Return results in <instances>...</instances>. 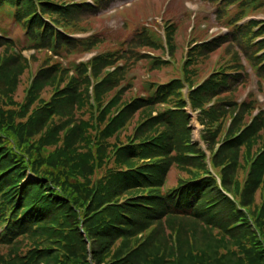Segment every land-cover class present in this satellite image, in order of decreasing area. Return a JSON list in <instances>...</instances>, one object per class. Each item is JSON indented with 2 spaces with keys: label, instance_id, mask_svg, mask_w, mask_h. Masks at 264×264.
<instances>
[{
  "label": "rangeland",
  "instance_id": "rangeland-1",
  "mask_svg": "<svg viewBox=\"0 0 264 264\" xmlns=\"http://www.w3.org/2000/svg\"><path fill=\"white\" fill-rule=\"evenodd\" d=\"M51 1L61 2V0ZM94 1L66 0L69 3ZM250 19L264 20V0L252 2L251 0H105L99 12L86 14L79 20L77 29H81L82 32H77L74 37L82 40L97 38L96 46L85 54L83 52L85 48L80 45L75 49L65 48L53 52L41 47L39 50L31 49L39 42L32 35L33 40L30 39L28 36L30 34H26L25 30L15 22L8 8L3 7L0 9V36L3 33L13 39L15 49L9 48L7 51L9 54H21L27 62V67L18 65L15 71L7 67L1 68L0 90L6 88L9 82L8 73L17 75L10 81L9 99H1L0 108L9 110V113L17 118L16 121L26 120L22 126L27 129L29 143L38 144L35 146V152L39 153L43 160L48 158L51 164V167H47L48 179L53 177L51 174H56L63 167L66 169L69 164L77 161L76 153L88 151L89 155L93 156V153L96 155L94 160H91L93 166L87 174L93 182L101 181L109 169L116 166L110 156L116 146L138 143L137 141L144 140L146 136H156L159 131L167 132L166 126L155 120L152 124L157 125L156 130L152 129L150 134L147 132L143 136H138V139L137 132L149 123V117L157 116L165 109L176 112L175 115H179L178 117L185 113L187 119L181 123L186 121V130L181 132L180 136L183 142L190 141L193 144L197 152L196 157L192 158L197 160L190 164L179 163L176 159L179 157L178 152L174 150L167 157L155 158L159 159L158 161H166L167 164L166 175L160 187L166 192L177 187L181 181L190 179L194 173H202L205 169L217 178L221 187V180L217 177L218 170L220 171V168L226 164L231 166L233 164L228 173V189L230 192H237L236 204L244 207V209L238 208L241 211L243 209L250 225L248 228L254 232V226L264 218L260 213L264 202V164L258 186L247 191L245 196L244 193L242 195V191L244 183L250 180L252 168L256 167L255 160L264 152V68L260 69L259 63L254 65L253 52L250 53L253 50L252 46L247 49L244 45L241 46L238 42L240 36L231 39V33H235ZM238 21L239 26H234L233 23ZM226 33L230 35L226 36ZM220 35L230 41L228 39L227 42L216 41L221 37ZM255 35L258 33H252V36ZM96 56H105L108 59L105 60V65L98 66L101 69L94 75L95 77L90 70L91 84L87 87L92 106L86 104V99H80L82 94H86L85 84L78 88L77 99L74 96V85L67 90V87H63L64 82L56 81V84L50 87L46 86L48 84L44 78L40 79L42 82L39 81L41 85L34 79L38 71H44L45 74V69L52 65L60 64L62 67L72 68L75 64L85 63ZM2 65L3 63H0V66ZM71 73L73 70L65 76V83L70 81ZM107 74L113 76L99 96L102 98L101 103L103 107H108L115 98L119 103L111 104L110 111H106L105 116L97 118L98 116L95 115L99 113V103L95 99V86ZM228 75L233 78L225 79ZM58 76L60 75L57 74L56 77ZM208 79L225 80L224 91L207 101L205 94H201L194 101L193 107L189 97L192 89H198ZM164 84L179 87L178 93L170 96L167 103L145 107L144 110L139 109L132 113L126 111L125 120L118 122L119 118H117L114 123L111 121L114 117H118L125 106L133 104L139 97L151 95L159 85ZM62 88L63 93H61ZM54 89L62 95L54 100L59 102L57 110L52 111L53 113L51 112L47 117L44 112L54 103ZM71 96L76 98L71 101L72 104L71 102L61 104ZM44 106L48 107L45 109ZM202 107L205 110H212L211 114L215 113L213 115L215 118L208 117L210 114L207 115V112L202 111ZM232 118L237 119L234 127H232ZM106 125L110 129L105 132V139L94 148L93 144L99 143L95 129L101 131ZM87 131L92 135L91 138L84 137ZM112 133L117 138L109 137ZM67 134L70 136L65 139ZM227 139H230L234 146L229 151L222 152L221 149ZM64 140L65 143L74 145L71 152L68 150L71 147L65 146ZM63 150L69 153V157L60 159L61 154L58 152ZM180 152L185 155L190 153L183 148ZM51 154L55 157L50 158ZM214 155L220 157L217 167L212 164ZM155 159L149 160L155 161ZM142 161L143 159H136L134 162L140 165ZM40 163L43 161L40 160ZM44 184L48 185L49 181L46 180ZM224 193L230 200L234 199L232 193L225 191ZM49 223L50 220H44L42 224ZM229 225L231 226L232 223ZM191 227L194 228V234L204 235L199 237L200 240L197 239V243H201L202 246L213 245L218 242L212 236L223 238L226 246L231 245L229 249L234 254L231 255L230 261H235L239 256V250L233 247L234 237L239 236L238 232L231 237L226 230L225 233L214 227L209 228L199 221H192ZM229 227L225 229L228 230ZM172 228L173 226L166 225L161 232L162 239L167 241L169 246L175 245L171 241ZM257 228L262 231L264 221ZM40 230L41 228H37L29 231L27 236L18 241V247L1 245L2 259H7L8 255L10 256L17 248L14 253L21 255L22 260H26L16 264H36L38 260L37 258L33 260L32 256H38V250L58 248L54 238L46 234L40 235ZM146 235V233L138 235L136 243L139 238ZM35 241L40 245L35 246L33 243ZM221 251L223 252L222 249ZM45 262L47 259L40 263L46 264Z\"/></svg>",
  "mask_w": 264,
  "mask_h": 264
},
{
  "label": "trees",
  "instance_id": "trees-1",
  "mask_svg": "<svg viewBox=\"0 0 264 264\" xmlns=\"http://www.w3.org/2000/svg\"><path fill=\"white\" fill-rule=\"evenodd\" d=\"M104 3L105 0H95L93 3H69L66 0H61L59 3L51 0H0V9L8 8L15 22L25 30L26 34H30L28 35L30 39L32 35L39 42L31 49L39 50L41 47L53 52L65 48L75 49L80 45L85 48L83 52L86 54L96 46L97 38L86 40L75 38L77 32H82L81 29H77L79 20L86 14L99 12ZM252 33L258 35L254 37ZM1 34L0 63L3 65L0 66V70L2 67H7L15 71L18 65L27 67V62L21 54L8 53L9 48L15 49L13 39ZM239 36L238 42L241 46L244 45L246 49L249 46L253 47L249 52L251 54L253 52L254 65L259 63L258 67L263 69L264 20L250 21L239 27L235 33H232L231 39ZM258 38L261 39L256 41ZM226 39L228 38L221 36L216 41L227 42ZM56 55L58 56V52ZM59 56H61L60 51ZM107 59L105 56H96L85 63L75 64L72 68H65L60 64L52 65L45 69V74L44 71H38L34 79L39 84V81L42 82L40 79L44 78L48 84L46 86L50 87L51 85L53 87L56 81L64 82L63 87H67V90L74 85V96L77 99L78 88L85 84L86 94H82L80 99H86V104L92 106L87 87L91 84L89 73L92 70V75H96L101 69L98 66L105 65ZM72 70L70 81L65 83V76ZM57 74L60 76L56 77ZM16 75L7 74L9 82L6 88L0 90V100L9 99V84ZM111 76L113 74H107L95 86V99L99 103V113L95 115L98 116L97 118L105 116V112H109L112 108H109L111 104L119 103L115 98L108 107H103L102 98L99 97L110 83ZM226 78L228 80L233 76L228 75L225 76ZM224 86L225 80L208 79L198 89H192L189 97L193 107L194 101L201 94H205L206 101L210 100L222 93ZM158 87L151 95L139 97L133 104L125 106L118 117H114L111 121L114 123L117 118H119L118 122L125 120L126 111L132 113L156 104L164 105L170 96L178 93L179 88L177 85L166 84ZM198 92L200 93L197 94ZM60 95L62 94H58L54 89L53 102ZM74 96L61 104L75 100ZM58 103L54 102L49 108L46 107L44 113L47 117L52 111L57 110ZM201 110L207 112V115L210 114L208 117L215 118L213 116L215 113L211 114L212 110H205L204 107ZM175 114L177 113L172 112L171 109H165L157 116L149 117V123L140 128L137 138L147 132L150 134L152 129L156 130L157 125L152 124L155 120L165 125L167 132L159 131L156 136H146L144 140L137 141L138 143L116 146L110 155L116 166L109 169L101 181L93 182L87 174L92 169L91 160H94L96 155L93 153L91 156L88 151L76 153L77 161L69 164L66 169L63 167L58 173L51 174L53 177L48 179L47 167H51V164L48 158L43 160L39 153L35 152V146L38 144L29 143L27 129L22 126L26 120L16 121L17 118L10 114L9 110L0 108V246L12 248L17 245L18 247V241L27 236L29 231L41 228L40 235L46 234L54 238L58 248L37 249L39 255L32 256L33 260L37 258L36 264H41L40 262L46 259V264H264V229L259 231L257 228L264 221V202L260 208L263 219L257 222L254 232H251L246 215L243 213L244 207L236 204L237 192H230L228 189V173L233 164L232 166L226 164L220 168V171L218 170L217 177L221 180V187L217 178L212 176L208 169L203 170L202 173H194L190 179L181 181L177 187L166 192L160 187L166 175L167 164L166 161H158L159 159L155 158L167 157L177 151L179 157L176 159L179 163L190 164L197 160L192 158L196 157L197 152L193 144L190 141L183 142L180 136L181 132L186 130V121L181 122L187 119V114L182 113L181 117ZM235 122L237 119L232 118V127L236 126ZM106 126L101 128V131L95 129L99 143L93 144L94 148L105 139V132L110 129ZM69 136L67 134L65 139ZM91 136L88 131L84 133V137L91 138ZM109 137H115L114 133ZM64 144L71 147L68 149L70 152L73 150L74 145L65 143V140ZM233 146L234 143L227 139L221 150L226 152ZM182 148L190 153L187 155L181 153ZM58 153L61 154L60 159L69 157V153L64 150ZM49 157L55 156L51 154ZM136 159L143 161L138 165L134 162ZM219 159V156H213L211 162L214 167H217ZM40 160L43 163H40ZM255 161L256 167L252 168L250 180L243 186L244 196L247 191L255 189L259 184L264 152ZM46 180L49 181L48 185L44 184ZM224 191L232 193L234 199L230 200ZM238 207L243 208L242 211ZM44 220H50V223L43 225ZM40 221L42 223L37 224ZM192 221L203 222L205 226L214 227L225 233L227 231L231 237L238 232L239 236L234 235L236 246L233 247L239 250V256L235 261H230L231 255L234 254L229 249L231 245L226 246L223 238L212 236L218 242L213 245L202 246L201 243H197V239L200 240L204 235L193 233ZM166 225L173 226L171 241L175 245L169 246V243L162 239L161 232ZM226 227L229 229H225ZM39 232L35 231V233ZM144 233L147 234L146 237L139 238L136 243L138 235ZM34 234L32 236H36ZM37 242H33L35 246L40 245ZM15 250L7 259H2L0 255V264L24 262L26 259L22 260L21 255L14 253Z\"/></svg>",
  "mask_w": 264,
  "mask_h": 264
}]
</instances>
